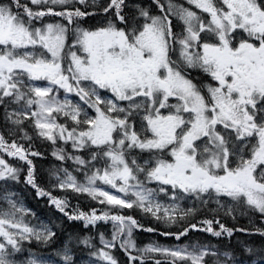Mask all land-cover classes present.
<instances>
[{"label": "snow or ice", "instance_id": "6c2138e0", "mask_svg": "<svg viewBox=\"0 0 264 264\" xmlns=\"http://www.w3.org/2000/svg\"><path fill=\"white\" fill-rule=\"evenodd\" d=\"M30 4L35 8L22 0H0V105L13 124L30 120L39 137L53 144L70 142L74 152L89 154L85 159L65 148L53 153L58 160H72L86 181L79 183L65 168L64 177L57 176L60 189L87 193L113 208L135 206L166 224L184 220L192 209L163 206L155 201L156 191L171 190L173 200L187 194L202 203L205 197H228L244 212L264 217V0H167L166 5L151 0L158 14L139 0H107L100 5L105 21L95 28L82 27L81 21L96 15L87 11L96 0ZM47 16L61 19L45 22ZM36 81L47 86L30 83ZM59 90L74 93L83 105L58 99ZM12 104L19 108L8 112ZM0 151L24 161L29 166L26 183L68 219L83 220L85 227L113 222L112 240L101 235L104 248L92 255L117 264L105 249L126 237L120 246L129 260L144 264V257L129 251L136 248L133 230L155 229H144L132 216L98 215L95 209L68 212L66 199L35 182L28 157L39 153L3 135ZM140 153H148L143 164L137 160ZM101 161L103 166L96 167ZM19 171L0 157V180H17ZM97 181L135 199L110 194ZM145 181L156 182L158 189L145 187ZM9 205L0 211V264H17L14 257L22 252L23 241L47 244L55 235L30 227L17 218L24 209L11 200ZM203 223L207 227L201 230L214 236L233 234L223 224L216 231L213 221ZM191 229L197 225L161 235L179 240ZM82 243L91 247L88 239ZM137 251L164 254L169 264H209L206 251L154 245ZM69 252L66 246L64 264H72ZM224 255L232 260L231 254ZM22 264L43 262L28 258ZM214 264L227 262L216 259Z\"/></svg>", "mask_w": 264, "mask_h": 264}, {"label": "trees", "instance_id": "16d2710c", "mask_svg": "<svg viewBox=\"0 0 264 264\" xmlns=\"http://www.w3.org/2000/svg\"><path fill=\"white\" fill-rule=\"evenodd\" d=\"M22 2L27 3L26 0H22ZM106 2L107 0H99L96 1V6L88 7L87 11L95 12L96 15L85 17L81 21V26L85 28H95L99 26L101 22L104 23L105 16L100 5ZM139 2L144 6H151L153 13L158 14V9L154 5H151V0H139ZM161 2L165 5L167 4V0H161ZM176 2H180V0H176ZM29 6L35 8V6ZM77 6L84 10V6ZM49 18L50 16L45 17V22ZM20 126L21 127L15 128V125L6 118L5 107L0 105V135H3L9 143L15 141L17 144H21L26 149H29L30 152L39 153V155L36 156L29 155L28 158L32 160L35 182L41 189L50 192L54 197L66 199L68 202V208L66 210L70 213L75 211L91 213L92 210L95 209L98 215L103 212L115 214L114 211H110L105 205L99 204L86 195L55 188L52 174L57 170V167L54 166L55 160L53 159V152L58 147V143L53 144L51 141L39 137L29 125L23 124ZM25 134L31 137V139L25 138ZM4 157L7 158L6 156ZM8 158L9 162H12L13 165L15 164L16 167L20 169L19 179L16 183L20 195L23 196L30 209L36 212V215L46 219L51 224L55 232L53 240L55 239L60 242L64 241L68 243L71 249L74 248L78 252L77 258L92 255L98 244V242L94 245L92 244L95 235H106L109 233L111 222L98 221L95 225L85 227V222L83 220L68 219L67 216L59 212L56 207L50 203L48 196H38L36 194V189L26 183L29 166L24 161H20L16 158L11 159L10 156H8ZM10 187H12V185ZM207 211V209H200L198 214L188 216L176 224H166L162 221H157L148 214L127 208L120 210L118 214L132 216L139 224L143 225L144 229H155L153 232L144 231L143 229L134 230L133 236L136 246L139 249H142L150 242L172 246L176 244H199L210 246L209 248L214 253L222 254L227 252L231 254L233 259L237 260H264V236L260 235L257 231L258 229L264 231V223H262L259 218L255 219L254 224H250L248 221L254 217L249 215L236 214L234 218H232L231 216H223L218 213H206ZM207 220L213 221L212 227L214 230L219 231V225L223 224L226 228L231 229L233 234L228 236L227 233H223L221 236L217 237L210 232L201 230L207 227V225L203 223ZM217 221L219 223H216ZM189 223L196 224L197 229L189 230L187 235L181 236L179 240L175 239L173 235H161L163 232L179 233L184 227H187ZM240 229H244L245 231H240ZM84 239L90 241L91 247L82 243ZM249 249L251 251H248ZM131 254L136 257H144V264H155L156 260H160L161 264H169L170 260V258H166V256L160 254L142 255L137 250L136 252H131ZM111 255L116 259L117 264H141L140 259L130 261L128 254L119 243L116 248L111 251ZM216 258L217 256H213L212 253H209L205 259L209 264H214Z\"/></svg>", "mask_w": 264, "mask_h": 264}, {"label": "rangeland", "instance_id": "374dc122", "mask_svg": "<svg viewBox=\"0 0 264 264\" xmlns=\"http://www.w3.org/2000/svg\"><path fill=\"white\" fill-rule=\"evenodd\" d=\"M30 83H34L36 86H41V87L47 86L46 81H36V82H30ZM71 94L72 93H65L63 90H59L58 99L64 100L65 98H67L73 104L79 103V104L83 105V102L80 101L78 98H76V101H74V98H73V96H71ZM8 107H10L8 112L13 111V109L19 108V106L16 104H12ZM88 111L91 114V110L89 109ZM64 121H65V118L63 116H60L59 122H64ZM10 122H11V120H10ZM68 123L71 124V121H68ZM24 125H29L37 133L36 129L34 128V126L32 124V121L25 120ZM17 127H21V126L15 125V128H17ZM57 143H58V147L54 150V152H56L57 149H59V148H65V150L69 153H74L76 155L83 156L85 159H90V156L86 151L74 152V150L71 148L70 142L68 144H65L63 141H57ZM4 156H6L7 158H5ZM0 157H3L11 166L16 167L15 164L13 165L12 162H9L8 156L1 151H0ZM11 159H15V158L11 157ZM53 159L55 160L54 166L57 167V170L54 171L52 174L53 185L55 188L60 189L57 186V184H58L57 176H59L60 178H63L64 177L63 169H65V168L77 178V181L79 183H85L86 182L83 171H77L78 166L72 160L61 161V160H58L55 155H53ZM146 159H148V158H143L142 160H139V158H138L137 160H138V163L143 164L144 160H146ZM102 166H103V161L96 164V167H102ZM19 173H20V171H19ZM19 173H18V179H19ZM90 174H91V172H89V175ZM141 175H143V174H141ZM18 179L17 180H11V179L0 180V211L8 210L10 208L9 200H11V201L15 202L17 207L24 209L23 213H17L16 214L17 218H22L25 223H27L30 227L35 228L37 231H41L44 229H50L52 232H54L52 226L47 221H45L44 219H39L38 216L30 215V213H32V210L29 209L27 207V205L25 204L24 198H23V196L20 195L19 189L16 185ZM140 179L143 180L144 177H142V178L140 177ZM11 185H12V187H10ZM97 185L99 187L103 188L104 190L109 191L110 194L118 195L121 198L129 199V200L135 199V197L131 196L130 194L128 196H125L123 193H118L115 189H112L108 185L102 184V182H100V181H97ZM14 187H16V188H14ZM145 187L151 188L153 190L158 189V185L156 182L145 181ZM64 191H72V190L65 189ZM80 194L86 195L90 199L94 200L87 193H80ZM205 199L207 200V203H202L200 200L195 199L194 197H190L187 194L181 193L179 199L173 200V193L171 190H169L167 193L158 192V191H156V193H155V201L159 202L163 206H170V205L175 204L178 206V210H180V211H187L188 209H192V213L189 216H193L195 214H198L200 209H207L208 211L206 213H218V214H221L223 216L224 215L231 216L232 218H234V216L236 214H241V215H245V216L249 215L251 217H254L252 220L250 219L248 221V223H250V224H254L256 218H259L262 221V223H264V217H261L259 213L244 212L240 206L236 205L231 200V198L214 197L212 199H208L207 197H205ZM95 201H97L99 203L98 200H95ZM103 205H105L110 211H114L115 214H118V212L121 210V208H113L112 206L107 205V204H103ZM131 209H134L136 211H141V213H144L141 209H139L135 206ZM109 214L113 215V213H109ZM149 215L151 216V214H149ZM110 222H111L110 232L103 236L106 241L112 240V235L114 232L113 222L112 221H110ZM125 238L126 237H121L119 240L115 241V244L117 245L119 243L121 245L122 240ZM131 239L133 241V238H131ZM97 242H98V244H97L96 250L104 248V244L101 243V235H99V234L95 235L92 244L94 245ZM149 245L159 246L162 248H170V249L187 248L189 251H206L208 253H211V249L207 245H199V244H193V245H184L183 244L182 245V244H180L177 246H166V245H157L155 243H150L147 246H149ZM66 246L70 250L69 254L72 256V264H105L106 263L104 260H102L101 258H99L98 256H95V255H88V256H83L81 258H77L78 252L74 248L71 249L69 247L68 243H66L64 241L60 242L59 240H55V239L53 240V238L47 244L38 242L35 239L23 241L22 242V252L16 254L14 259L16 260L17 264H22V262L28 258L38 259V260L42 261L43 264H64V261L62 259V254H63V251H64ZM111 249H105V250L110 252ZM46 250H48V251H46ZM110 254H111V252H110ZM149 254H151V255L152 254L153 255H157V254L164 255L161 253H149ZM216 254H217L216 259H220L222 262H227V264H264L263 259L237 260V259L232 258V260L229 261L228 257H226L224 255V253H222V254L216 253ZM166 258H168V257H166Z\"/></svg>", "mask_w": 264, "mask_h": 264}, {"label": "flooded vegetation", "instance_id": "af4514ba", "mask_svg": "<svg viewBox=\"0 0 264 264\" xmlns=\"http://www.w3.org/2000/svg\"><path fill=\"white\" fill-rule=\"evenodd\" d=\"M137 152H138V150H137ZM139 155H148V153H140Z\"/></svg>", "mask_w": 264, "mask_h": 264}, {"label": "bare ground", "instance_id": "6f19581e", "mask_svg": "<svg viewBox=\"0 0 264 264\" xmlns=\"http://www.w3.org/2000/svg\"><path fill=\"white\" fill-rule=\"evenodd\" d=\"M96 1H99V0H96ZM7 111H9V109H7Z\"/></svg>", "mask_w": 264, "mask_h": 264}]
</instances>
